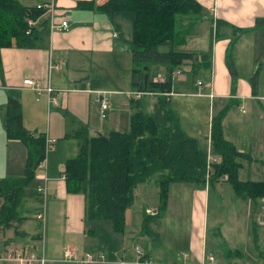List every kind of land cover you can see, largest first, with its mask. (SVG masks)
Wrapping results in <instances>:
<instances>
[{
    "label": "crops",
    "instance_id": "crops-1",
    "mask_svg": "<svg viewBox=\"0 0 264 264\" xmlns=\"http://www.w3.org/2000/svg\"><path fill=\"white\" fill-rule=\"evenodd\" d=\"M16 1L23 6L52 2L55 23L64 20L68 29L49 30V15L44 13L35 23L38 29L44 28L35 47H5L0 50V176L20 175L26 154L21 141L7 139L4 134V109L10 89L17 92L24 128L31 133L45 130L46 137L54 142L53 148L50 147L46 152L43 163L36 168L34 177L40 183L43 182V176L46 178V196L41 208L45 226L41 239L10 237L0 245V255L11 250L27 252L38 247L37 242L43 241V248L40 247L46 258L44 264H84L64 255V248H69L77 256L69 240L65 241V237L62 243L59 240L61 228L58 226V213L63 212L69 221L68 226H63L64 233L80 236L89 249L97 252L94 256L102 255L101 260L90 264H119L121 261L123 264H132L134 253L124 257V232L132 216L134 218L130 210H133L137 186L143 184L146 189L147 185L152 184V201H143L136 217L142 237L140 249L154 264H198L202 260L204 264H264V197L242 199L232 193L234 199L251 202L250 207L245 203L248 211L244 218V235L249 237L250 244L246 238L243 246L231 244L227 249L222 248L220 227L217 226L214 241L208 245L204 220L202 216L200 219L197 216L195 221L191 219L189 250L181 254L184 256L182 260H178L166 253L170 250L163 247L161 242L153 243L151 237L154 232L149 230V226L146 232L140 227L141 223L156 224L163 218L164 211L156 214L158 187L154 178L135 186L132 204L124 212L123 230L119 232V240L112 246L109 238L98 236L92 227H84L88 222L84 220V196L66 192L62 174L64 161L74 156L78 149V141L67 137L66 132H73L80 124L88 127L90 135L125 130L130 115L136 109L150 112L157 97L164 95L169 108L176 113L182 130L186 135L196 138L199 146L205 149L206 156L215 160L218 157L209 151L210 120L212 115L226 108L221 120L223 138L243 155L238 158L240 166L237 177L239 170H242L246 178L238 179L263 180L264 92L261 81L264 78V0H189L194 7L187 12H178L175 16L176 35L173 43L182 49L208 52L206 59L201 57L197 67L184 63L172 71L168 92L148 91L138 98L130 94L138 90L131 86V11L115 10L108 15L102 8L106 0ZM91 1V4H87ZM163 46L159 50L166 51L168 45ZM49 64L57 67L48 69ZM153 73L152 78L163 80L166 68L163 65L153 66ZM24 79L36 81L41 90L36 91L23 84ZM46 85L52 88L50 97H54L55 102L49 101L43 90ZM90 95H93L97 108L91 107ZM102 97L107 104L103 117L100 115L99 102ZM201 107L203 111L206 108L202 127L198 116ZM59 108L64 110V115L58 113ZM84 109L87 113L92 111L83 115ZM96 113L106 121L99 122ZM230 123L234 124L233 133L228 130ZM218 182L210 185L204 183L201 197L200 190L194 189L191 202L203 201L208 187ZM168 191L167 188V194ZM47 198L50 200L48 204ZM167 200L168 197L166 203ZM98 221L101 220L93 221V224ZM46 224L50 225L48 229ZM24 231L29 234L37 232ZM54 241H57L55 250ZM117 246L123 250L122 253L117 252ZM111 248L115 254H111ZM208 255L213 257L212 263L205 259Z\"/></svg>",
    "mask_w": 264,
    "mask_h": 264
},
{
    "label": "trees",
    "instance_id": "trees-1",
    "mask_svg": "<svg viewBox=\"0 0 264 264\" xmlns=\"http://www.w3.org/2000/svg\"><path fill=\"white\" fill-rule=\"evenodd\" d=\"M192 6L189 0H106L102 8L108 15L115 10L132 12L129 44L133 88L168 92L172 71L184 63L197 67L201 57L206 59L208 52L182 49L173 43L176 14L187 12ZM43 14V8L23 6L16 0H0V50L5 47H35L44 32V28L38 29L35 23ZM166 44V51L159 50ZM157 65L166 68L165 78L160 81H154V73L149 70L150 66ZM225 110L223 108L211 116L209 151L218 160L208 162V167L205 149L199 146L196 138L182 130L164 95L157 97L152 111L136 109L130 115L125 130L90 135L85 124L78 125L73 132L65 133L78 141L76 154L64 161L65 191L84 196V220H108L116 232L123 230L124 212L132 204L135 186L151 178L155 179L158 187L156 214L164 211L171 182L210 185L225 181L237 198L264 197V179L241 181L237 177L238 158L243 155L223 138L221 120ZM4 134L7 139L21 141L26 154L20 175L0 177V230L11 228L14 236L40 240L41 232L29 234L19 229L28 217L18 208L25 199V188L34 180L35 170L45 158L46 135L44 132L31 133L24 128L14 89L9 90L5 104ZM35 198L41 205L38 192ZM40 211L41 207L37 212Z\"/></svg>",
    "mask_w": 264,
    "mask_h": 264
},
{
    "label": "rangeland",
    "instance_id": "rangeland-1",
    "mask_svg": "<svg viewBox=\"0 0 264 264\" xmlns=\"http://www.w3.org/2000/svg\"><path fill=\"white\" fill-rule=\"evenodd\" d=\"M176 19V17H175ZM175 22V21H174ZM164 47L163 45L160 46V48ZM150 71H153V66L149 67ZM261 80V79H260ZM264 78L261 81V87H263L264 92ZM89 102L91 103V107L97 108V104L93 102V95H90ZM110 105V104H109ZM144 110V109H143ZM198 112V116L201 120V126H204L205 124V117H206V108L203 111ZM58 113L60 115H64L65 112L63 109L59 108L57 109ZM91 110L88 111L84 109L82 114L87 115L90 113ZM146 111V110H144ZM93 113V112H92ZM91 118V117H90ZM96 118L99 122H103L106 120H102L96 113ZM60 119V118H59ZM64 119V117H63ZM51 125L53 123V119H50ZM204 121V122H203ZM232 121V120H231ZM46 122V119H45ZM231 124V123H230ZM233 126L234 124L230 125V128L228 129L230 133H233ZM206 127V125H205ZM91 129V127H89ZM124 128V127H119ZM43 132V131H39ZM45 132V130H44ZM38 133V132H36ZM55 141V140H54ZM54 144V142H52ZM51 143L50 147L53 148V144ZM37 172V171H36ZM1 177V176H0ZM4 177V176H3ZM239 179H245V175L243 174L242 170H239ZM43 185V182H39L37 180H32V182L25 188V199L23 200L22 204L20 205L19 212L23 215H27L28 218H26L20 225L19 229L21 230H28L30 232L38 231L43 232L44 229V221H42L40 218H37V215L39 212H37L38 208L43 205L36 200L35 193H37V189ZM147 185V184H146ZM148 188H143V184L138 185L135 192V199L133 204V214L134 218L132 216L131 223L129 222V225L127 228H125V242L122 245V248L125 252L124 257H128L130 254L132 255L134 253V246H138L140 248V244L142 243V237L139 233V223H137V217L139 214L138 211L140 210V206L142 205L143 201L149 200L152 201V192L154 185L149 184L147 185ZM146 186V187H147ZM194 189L200 190V197L202 196V192L204 189L203 185H198L195 183H185V182H173L169 184L168 187V200L164 209L163 218L159 221H157L156 224L153 222L149 223L148 225L145 224V222L140 224V227L142 226V229L144 232L145 229L148 227L150 231L154 232V236L151 237L153 239L154 244L162 243V246L166 249L168 248L170 251L166 252L168 254H171L174 258L178 260H182L184 256L181 254L189 250L188 248V241L190 239L191 235V219L195 221V217L199 216V219L203 218L204 225L207 228V235L206 240L208 245L213 243V238H215V234H217V230L215 227H220V235L222 238L220 239L223 243L222 248H226L231 244H237V246H243L245 244V241H249V244L251 243L249 237H246L244 235V218L247 215V205L245 206V203H248V206L250 207L251 202L245 203L239 199L233 198V192L229 184H227L224 181H219L218 183H215L213 186H209L207 189V192L205 194V199L200 202L196 203L192 199V193ZM199 190H197L199 193ZM156 200V198H155ZM50 202L49 198L46 199V204ZM39 206V207H38ZM40 210V209H39ZM37 212V213H36ZM36 215V217H35ZM137 215V217H136ZM69 221L64 216V213H58V226L61 228L59 230L60 232V242L64 240L63 237L66 238L65 241L69 240V244L74 247L75 252L77 254V258L83 257L86 253L90 255H95L97 252L89 249L87 247V244H84L82 240L80 239V236L75 234H68L64 233L63 226H68L67 224ZM93 221L86 222L84 227L90 228L92 227L93 230H95L96 234L99 236H106L109 238V241L112 243V246L119 240L120 233L112 230L111 223L108 220H101L96 222V224H93ZM194 224V223H193ZM94 225L96 227H94ZM50 225L46 224V228L48 229ZM83 227V228H84ZM84 228V229H85ZM91 228V229H92ZM85 229V231H87ZM152 234V233H151ZM13 230L6 229V230H0V245L2 246L6 240L10 237H13ZM147 237V236H146ZM47 236L45 238L46 246L48 243ZM247 238V240H245ZM55 242V241H54ZM57 242V241H56ZM54 243V250L57 249V243ZM39 246L36 247L34 252L40 250V246L44 245V242H37ZM69 245V246H70ZM115 247V246H114ZM117 252L122 253L123 250L120 248V246H117ZM65 250V248H64ZM84 250H89L88 252H85ZM111 254L113 253V248L110 250ZM135 254V253H134ZM46 259V258H45ZM64 259V258H63ZM136 255L135 258L132 261V264H135ZM97 262V261H96ZM124 263L123 261H121ZM18 264L15 261L10 262H4L1 261L0 264ZM120 263V262H119Z\"/></svg>",
    "mask_w": 264,
    "mask_h": 264
},
{
    "label": "built area",
    "instance_id": "built-area-1",
    "mask_svg": "<svg viewBox=\"0 0 264 264\" xmlns=\"http://www.w3.org/2000/svg\"><path fill=\"white\" fill-rule=\"evenodd\" d=\"M36 8H43L44 9V13H48L49 17H48V26H49V30L52 29H58V30H62V31H66L68 29V24L66 21L61 20L59 23H55L54 21V10H53V4L52 2H47V3H41V4H36L35 5ZM31 22H29L30 24ZM56 65H48V69L51 68H56ZM154 81H160V79L158 80L157 78H152ZM23 84H27L29 85L32 89L36 90V91H40L41 88L38 87L36 81H33L31 79H24L22 81ZM199 83V82H198ZM43 90L47 93L48 95V99L49 101H53L54 97H50L51 95V91L52 88L49 85H46ZM148 92V91H140V90H135L132 91L130 94H133V96L135 98L140 97L141 94ZM99 102H100V115L101 117H103V111L104 109L107 107L105 98H99ZM53 142V139H49L47 137H45V152H47L50 148L51 143ZM207 159V167H208V162L210 161H214L215 159L209 157V155L206 156ZM44 159L38 164L40 166L41 163H43ZM45 177L43 176V185L40 186L37 189L38 194L40 195V198L42 200V204L43 201L45 199L46 196V189H45ZM43 207V205H41V208ZM37 218H40L42 220V211L39 212V214L37 215ZM134 253L136 255V260H135V264H154L150 259H148L143 251L138 247V246H134ZM64 255L75 262H79V263H84V264H90L93 263L97 260H101L102 259V255L101 254H97L96 256L94 255H90V254H85L83 257L77 258L74 251L72 249L69 248H65L64 250ZM205 259L209 262H213V257L211 255H208L205 257ZM4 260H8V261H15L18 264H44L45 259L43 257V252H42V248L36 252H34V250H29L27 252L22 251V250H11L9 252H6L5 255H0V262L4 261ZM119 264H123L122 262H120ZM198 264H204L203 260L200 261ZM232 264V263H231Z\"/></svg>",
    "mask_w": 264,
    "mask_h": 264
},
{
    "label": "water",
    "instance_id": "water-1",
    "mask_svg": "<svg viewBox=\"0 0 264 264\" xmlns=\"http://www.w3.org/2000/svg\"><path fill=\"white\" fill-rule=\"evenodd\" d=\"M143 68L145 69L146 67L144 66Z\"/></svg>",
    "mask_w": 264,
    "mask_h": 264
}]
</instances>
